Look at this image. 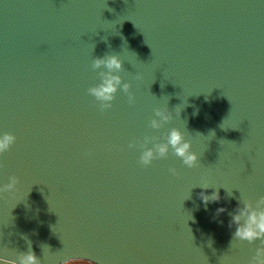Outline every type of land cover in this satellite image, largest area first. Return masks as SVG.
Instances as JSON below:
<instances>
[{"label":"water","instance_id":"1","mask_svg":"<svg viewBox=\"0 0 264 264\" xmlns=\"http://www.w3.org/2000/svg\"><path fill=\"white\" fill-rule=\"evenodd\" d=\"M105 53L133 103L88 93ZM166 98L173 119L151 128ZM173 126L197 163L141 164L145 136ZM0 131L16 138L0 181L18 178L0 195L5 257L30 241L42 264H246L259 238L228 220L240 193L264 195V0H0ZM202 183L233 195L205 208Z\"/></svg>","mask_w":264,"mask_h":264},{"label":"clouds","instance_id":"2","mask_svg":"<svg viewBox=\"0 0 264 264\" xmlns=\"http://www.w3.org/2000/svg\"><path fill=\"white\" fill-rule=\"evenodd\" d=\"M92 68L99 69L98 76L99 82L90 86L87 91L100 101V108L111 107L110 102L114 99V94L118 89L128 94L129 103L134 102L132 93L128 90L130 84L128 81L122 80L119 74L122 70L121 59L117 54L105 53L101 56L92 58ZM179 112H175L179 115ZM154 115L149 121V126L154 129L161 128L166 122L173 119V112L169 110L166 103L163 106H157L153 109ZM162 139L157 142L155 137L145 136L144 141L140 143L141 148L139 161L143 165L151 163L153 158L164 157L169 149L181 159V162L187 167H193L198 160L197 153L191 150V141L185 138V134L178 127L168 128L166 133H162ZM13 133L8 131H0V154L7 151L15 141ZM151 141V147L147 146ZM130 146H132L130 144ZM172 174H176L175 168H170ZM18 178L15 175H10L7 182L0 181V195L5 192L12 193L17 185ZM201 191L198 193L200 201L204 204L205 208L209 202H216L221 199L219 192L220 187L213 186L208 183L199 184ZM212 188L213 191L206 193L204 189ZM225 188V198L233 195L232 188ZM226 211L223 205L216 207L215 214L218 216L220 213ZM189 219H194L190 217ZM229 228L234 226L232 232L233 240L247 241L249 244L259 238V244L255 246L253 254L249 257L246 264H264V195L258 196L255 200L244 197L241 193L237 198V203L233 211L230 213L228 220ZM232 240V242H233ZM231 242V245H232ZM209 247H211L212 240H208ZM42 248L44 245L41 246ZM84 261L83 257H69L62 260L61 264H80ZM0 264H42L41 258L38 257L31 250V242H28L27 251H17L15 259H9L0 254ZM87 264H95L94 261H88Z\"/></svg>","mask_w":264,"mask_h":264},{"label":"flooded vegetation","instance_id":"3","mask_svg":"<svg viewBox=\"0 0 264 264\" xmlns=\"http://www.w3.org/2000/svg\"><path fill=\"white\" fill-rule=\"evenodd\" d=\"M88 261L84 260L82 262H80V264H87Z\"/></svg>","mask_w":264,"mask_h":264}]
</instances>
